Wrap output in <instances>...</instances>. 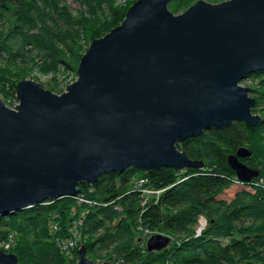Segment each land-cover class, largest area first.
I'll use <instances>...</instances> for the list:
<instances>
[{"label": "water", "instance_id": "1", "mask_svg": "<svg viewBox=\"0 0 264 264\" xmlns=\"http://www.w3.org/2000/svg\"><path fill=\"white\" fill-rule=\"evenodd\" d=\"M170 0H136L124 20L92 41L78 78L57 94L40 82L17 84L19 103L0 98V216L65 196L108 172L205 166L179 148L234 121L257 126L256 98L242 82L264 71V0H197L175 14ZM228 156L237 179L261 171ZM171 236L152 234L149 251ZM75 264H97L79 250ZM0 264H19L0 251Z\"/></svg>", "mask_w": 264, "mask_h": 264}, {"label": "trees", "instance_id": "2", "mask_svg": "<svg viewBox=\"0 0 264 264\" xmlns=\"http://www.w3.org/2000/svg\"><path fill=\"white\" fill-rule=\"evenodd\" d=\"M81 1L84 12L90 15L98 17L99 9L110 13L104 22L96 18L94 26L99 29H93V36L102 29L108 33L126 15V8L113 7L109 0ZM190 1L170 0L169 7L179 10ZM33 7V0H0V11L7 9L8 13L16 8L19 15L20 28L14 34L1 36L6 37L5 42L9 37L15 42L24 35V44H36L39 36L31 33L33 25L21 15ZM71 19L78 26L85 25L82 13ZM11 46L10 42H2L0 53L10 51ZM249 78L257 81V88L250 87L256 98L253 112L262 116L257 126L234 121L228 127L205 130L178 145L192 159L203 160L204 168L160 167L143 171L130 167L123 172H108L94 184H81L82 191L76 197L47 200L0 216V241L10 232L17 234V244L10 252L17 255L20 264H75L85 238H89L85 244L89 254L113 248L139 229L146 234L164 232L172 238H183H175L159 251H149L142 242L116 248L118 260L114 264H264V168L258 169L260 177L245 183L237 179L228 163V156L235 149L247 146L252 156L242 161L252 158L253 163L264 165V71ZM134 176L147 179V187L164 189L157 202L151 198L143 204L142 188H134L131 182ZM233 189L232 196L225 198ZM201 215L208 224L197 235L195 228ZM80 217L82 224L76 225ZM76 230L81 233V240L73 249L72 260L60 241L72 238Z\"/></svg>", "mask_w": 264, "mask_h": 264}, {"label": "rangeland", "instance_id": "3", "mask_svg": "<svg viewBox=\"0 0 264 264\" xmlns=\"http://www.w3.org/2000/svg\"><path fill=\"white\" fill-rule=\"evenodd\" d=\"M135 1L136 0H109L113 7L123 6L126 8V12ZM196 1L197 0L190 1L179 10L170 9L175 14H179L184 12ZM206 1L219 3L225 0ZM33 4L34 7L32 11H27L21 15L29 18V22L33 25L31 27V33L39 36L36 44H24L26 41L24 35L23 37H18L15 42L10 41L9 37L6 41L11 43V50L3 54L0 53V98L10 108H15L19 103L17 99V84L23 79H33L40 82L46 89H50L57 94L65 92L67 86L77 80L78 65L92 41L106 34L102 29L98 35L93 36V34H95L93 29H99L98 26H94V23L98 22L100 18L104 22L107 18L105 16H109L110 13L102 12L99 9L97 14L98 17L90 15L84 12L85 9L81 0H33ZM104 7H106V5H104ZM6 10L7 9L0 11V44L2 42L7 43L5 42L6 37L1 38V36L12 34L15 30L20 28L18 26L19 15L15 13L16 8L10 9L8 13ZM23 11H25V9ZM79 13H82V24H85L84 26H78L76 21H71L74 20L71 19L72 16L77 17ZM124 18L120 20V23ZM256 83V80L248 78L242 82V85L257 88ZM251 95L255 97V94L251 93ZM237 151L238 148L235 149L233 153L236 154ZM244 161L252 168L261 170L264 168L262 164L253 163L252 158L249 162H246L247 160ZM234 191V189L229 190L224 197L230 198ZM143 204L145 205V203ZM117 209L120 210L119 207H117ZM202 217L204 216H200L195 228L196 233L201 231L198 235L202 234L208 224L206 219V224L200 229ZM161 233L171 236L168 233ZM152 234L154 233L146 234V232L137 229L132 236L127 237L120 244L108 250L89 253L88 257L97 264H109L107 262L114 264L118 260L116 258L118 256V254H116V248L137 246L138 242H142L143 246L147 247L146 242ZM175 238L179 240V238H183V236L173 235L172 242ZM88 241L89 238H85V240L82 241V245H85ZM82 245H80L79 248ZM68 255L71 257L70 259L74 258L73 250ZM78 260L79 256L77 262ZM221 264L229 263L223 261Z\"/></svg>", "mask_w": 264, "mask_h": 264}, {"label": "built area", "instance_id": "4", "mask_svg": "<svg viewBox=\"0 0 264 264\" xmlns=\"http://www.w3.org/2000/svg\"><path fill=\"white\" fill-rule=\"evenodd\" d=\"M132 184L134 188H142V196L144 197L143 203H147L149 199L153 198L157 202L160 195L164 191V189H155L145 186L147 179L145 178H137V176H134L132 178ZM83 200L82 198H80ZM76 225L82 224V218L80 217L78 219V222H75ZM206 224V218L202 217L201 220V227ZM201 231L197 232V235L200 234ZM17 234L15 232H10L6 239L0 241V251L10 252L13 247L17 244ZM81 240V233L79 230L74 231V235L72 238L63 239L61 241V247L62 249L67 253L70 254V252L74 249L75 246H77L78 242Z\"/></svg>", "mask_w": 264, "mask_h": 264}]
</instances>
